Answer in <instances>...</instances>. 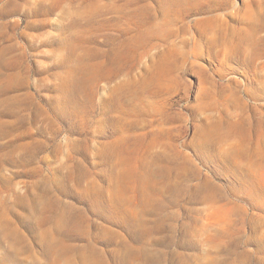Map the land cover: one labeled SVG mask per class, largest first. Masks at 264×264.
Masks as SVG:
<instances>
[{
    "label": "rangeland",
    "instance_id": "374dc122",
    "mask_svg": "<svg viewBox=\"0 0 264 264\" xmlns=\"http://www.w3.org/2000/svg\"><path fill=\"white\" fill-rule=\"evenodd\" d=\"M0 264H264V0H0Z\"/></svg>",
    "mask_w": 264,
    "mask_h": 264
},
{
    "label": "bare ground",
    "instance_id": "6f19581e",
    "mask_svg": "<svg viewBox=\"0 0 264 264\" xmlns=\"http://www.w3.org/2000/svg\"><path fill=\"white\" fill-rule=\"evenodd\" d=\"M151 45V44H150Z\"/></svg>",
    "mask_w": 264,
    "mask_h": 264
}]
</instances>
